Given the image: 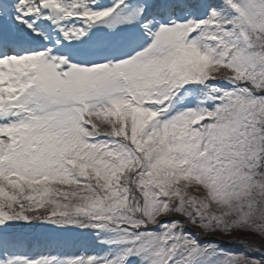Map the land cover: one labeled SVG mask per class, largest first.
I'll return each instance as SVG.
<instances>
[{"label": "snow or ice", "instance_id": "obj_1", "mask_svg": "<svg viewBox=\"0 0 264 264\" xmlns=\"http://www.w3.org/2000/svg\"><path fill=\"white\" fill-rule=\"evenodd\" d=\"M0 264H264V0H0Z\"/></svg>", "mask_w": 264, "mask_h": 264}, {"label": "rangeland", "instance_id": "obj_2", "mask_svg": "<svg viewBox=\"0 0 264 264\" xmlns=\"http://www.w3.org/2000/svg\"><path fill=\"white\" fill-rule=\"evenodd\" d=\"M43 231V230H42ZM38 235V236H37ZM37 235H34L33 237H35L36 239H42L44 235L42 234H37ZM74 251L75 249H69V251Z\"/></svg>", "mask_w": 264, "mask_h": 264}, {"label": "trees", "instance_id": "obj_3", "mask_svg": "<svg viewBox=\"0 0 264 264\" xmlns=\"http://www.w3.org/2000/svg\"><path fill=\"white\" fill-rule=\"evenodd\" d=\"M223 239H225V238H223ZM225 240L227 241L228 239H225ZM224 244H225V243H224ZM224 244H223V245H224ZM228 244H229V243H228ZM238 249H242V246H239Z\"/></svg>", "mask_w": 264, "mask_h": 264}]
</instances>
